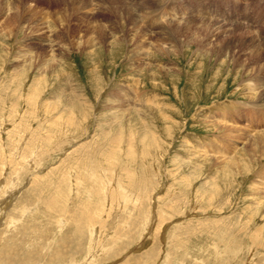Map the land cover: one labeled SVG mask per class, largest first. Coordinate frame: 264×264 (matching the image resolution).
Returning <instances> with one entry per match:
<instances>
[{
	"label": "rangeland",
	"instance_id": "374dc122",
	"mask_svg": "<svg viewBox=\"0 0 264 264\" xmlns=\"http://www.w3.org/2000/svg\"><path fill=\"white\" fill-rule=\"evenodd\" d=\"M263 43L264 0H0V264H264Z\"/></svg>",
	"mask_w": 264,
	"mask_h": 264
},
{
	"label": "bare ground",
	"instance_id": "6f19581e",
	"mask_svg": "<svg viewBox=\"0 0 264 264\" xmlns=\"http://www.w3.org/2000/svg\"><path fill=\"white\" fill-rule=\"evenodd\" d=\"M164 1V0H163ZM116 7V6H115ZM114 8V7H113ZM118 8V7H117ZM120 8V7H119ZM114 10V9H113ZM139 10V9H138ZM117 12V11H116ZM128 14H130V13H128ZM117 16H118V13L116 14ZM115 15V16H116ZM158 16V15H157ZM122 17V16H121ZM125 19V18H124ZM122 20V19H121ZM118 22V21H117ZM120 22V21H119ZM130 22V21H129ZM126 24V23H125ZM155 24V23H154ZM149 26V25H148ZM154 27V26H153ZM152 27V28H153ZM96 34H100V35H98V36H100V38H103L104 36H105V32H104V29H101V33L100 32H96ZM122 37V36H121ZM125 37V36H124ZM120 39V38H119ZM112 40H114V39H112ZM116 41V40H115ZM89 42V44L91 45L92 44V41H88ZM264 44V43H263ZM94 45V44H93ZM258 51V50H257ZM256 51V52H257ZM257 55V54H256ZM253 57V56H252ZM254 62H255V60H254ZM260 63V62H259ZM257 64V63H256ZM255 64V65H256ZM257 67V66H256ZM255 77V76H254ZM128 101H130L129 99H127ZM225 107H227V106H225ZM70 109V108H69ZM262 133H264V132H262ZM263 138H264V136H263ZM123 183V182H122ZM92 233V232H91Z\"/></svg>",
	"mask_w": 264,
	"mask_h": 264
}]
</instances>
